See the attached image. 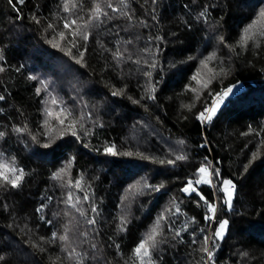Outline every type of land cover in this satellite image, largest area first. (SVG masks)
<instances>
[{"label": "trees", "instance_id": "obj_1", "mask_svg": "<svg viewBox=\"0 0 264 264\" xmlns=\"http://www.w3.org/2000/svg\"><path fill=\"white\" fill-rule=\"evenodd\" d=\"M116 2L113 0V3ZM59 3L60 0H25L23 6H18L22 12V18L18 20L8 0H0V51L6 57V62H0L5 67V71L0 73V95L6 97L0 101V109H3L0 112V130H5L7 125L10 131L13 123L20 125L25 120L33 131L36 130L40 98L34 93V82L26 79L29 72L51 77L62 87L60 95L69 102L77 94L83 95L87 87L94 89L96 94L85 96V100L90 107L98 106L94 114L98 117V123L104 125L102 128L96 127L95 136L90 141L93 148L99 146L101 152L83 149L82 146L77 151L75 145L68 151L76 157L73 180L77 176L83 178L85 188L95 193L102 215L94 226H87L81 221L78 231H87L90 238L93 232L100 233L92 242L105 247V256L111 264H125L126 261L131 264L128 256L132 246L142 238L152 220L169 204L172 197L183 202L182 211L189 219L198 221L190 224L189 228L194 230L202 227V202L198 208L194 202L198 197L180 193L179 188L207 156L211 166L219 168L224 177L233 179L237 184L234 211L229 214L230 234L221 242L216 253V264H264V145L259 143L260 137L248 132L249 125L256 131L264 127V41L256 48L249 46L240 49L236 46L234 51L223 47L217 49V56L209 62V66L218 71L221 66L227 67L231 63V71L229 75L214 80L210 89L218 92L222 87H235L211 123L195 119V114L211 103L210 99H206L207 91L201 93V99L196 101V107L191 112L181 107L191 104L194 97L192 92L184 90V84L189 83L188 78L197 70L199 60L213 51L216 43L214 39H208L210 32L203 20L195 19L200 6L205 3L218 5L211 9L209 21L214 23L224 16L222 31L228 37V43L235 44L238 29L245 22L249 11L244 6L245 0H157L155 7L159 23L152 21L149 15L153 7L150 0L147 3L146 0H127L135 17L147 19L149 23L146 29L137 26L130 27L128 32L121 31L124 39L133 40V46L121 45L122 50L129 48V53L125 55L131 54V59L125 58L117 66L111 59V53H105L101 47L103 44L115 50L112 33L117 29L111 27L113 22H109L101 26L99 31H92L87 45L86 69L63 57L62 53L52 49L42 39L46 24L49 21L58 23L54 14ZM84 3L87 10L91 0H84ZM33 12L41 18V25L30 22L29 17ZM114 22L120 29L128 27L123 18ZM187 23L193 25L191 31ZM173 32L176 33L175 37L171 36ZM137 35L142 37L140 41L135 40ZM149 35L163 37L162 42H153L152 50L155 51V44L160 43L162 51L159 60L164 73L162 79L154 73L155 79L161 83L157 85L156 101H145L150 109L145 112L139 105L132 104L128 97L139 99L143 95L145 78L140 75L139 69L143 67L145 54L139 52V48L148 46ZM189 56L198 58L188 60ZM138 58L141 63H134ZM21 64L24 67L19 72L15 71ZM170 64L175 67H170ZM202 74L203 78H207L206 70H202ZM78 81L85 83L81 86ZM191 85L196 87L194 81ZM120 88H124V94L112 97L111 91ZM20 111L24 112V116L20 115ZM185 116L187 119H184ZM178 139L185 140L184 153L189 159L178 162L174 168L136 158L109 157L102 152L103 144L112 142L120 150L130 146L133 149L140 147L146 153L163 156L169 144L175 146ZM205 140L207 144L200 147ZM34 149L44 151L31 145L27 136L11 134L0 140V151H4L6 156H15L26 171L21 188L0 189V254L5 256L0 264H53L54 257L65 255L59 251L58 240L55 244L40 240L41 236L50 237L52 231L62 232L61 226L69 219L63 216V212L71 209L57 203L67 189H61L59 183L51 179V172L62 161L55 155H33ZM257 149L261 156L241 176L251 153ZM146 173L151 183L163 181L165 187L159 193L136 195L129 209L132 214L126 232H117L112 221L121 214L116 207L121 203L120 196L129 183ZM199 187L206 196L212 195L210 186ZM73 192L75 194V189ZM49 195L53 200L43 213H36L35 209ZM124 203L128 204V201ZM53 212H59L60 215L54 217ZM41 214L46 216L45 221L39 219ZM47 220H53L54 223L49 225ZM183 221L184 216H181L180 222ZM9 224L19 227L9 228ZM109 236L121 245L119 254L113 241L108 240ZM32 242L44 247L45 251L41 253L33 249ZM198 247V244L191 245V237L184 233L183 243L169 238L155 255L158 264H198L200 254L194 252ZM87 248V244H82L77 251ZM240 251L248 252L249 257H240ZM56 264L60 262L56 261ZM65 264L74 262L65 261ZM85 264L94 262L89 257Z\"/></svg>", "mask_w": 264, "mask_h": 264}, {"label": "snow or ice", "instance_id": "obj_2", "mask_svg": "<svg viewBox=\"0 0 264 264\" xmlns=\"http://www.w3.org/2000/svg\"><path fill=\"white\" fill-rule=\"evenodd\" d=\"M147 2L148 0H146ZM150 3L153 6L151 13H149L151 20L159 23L155 7L157 0H150ZM8 4L17 13L16 19H21L22 12L18 6H23L25 0H8ZM244 6L249 11L245 17V22L238 29L235 44H229L228 37L222 31L224 16H220L214 23L209 21V17L212 15L211 9L217 8L218 5L205 3L200 6V10L196 14V21L203 20L210 32L208 39H214L216 43L213 45V51L199 60L197 70L188 78L189 83L184 84V90L192 92L194 97L191 104L181 105V107L191 112L196 107V101L201 99V93L207 91L206 99H210L211 103L206 104L195 114V119L202 123H211L214 117H217L218 111L225 102V98L229 97L235 87L234 85L222 87L218 92H212L210 89V85L214 80L221 76L229 75L231 71V63L227 67L221 66L218 71L209 66V62L213 61L217 56V49L223 47L234 51L236 46H239L240 49H246L249 46L256 48L259 47L261 41H264V0H245ZM141 7H144V5ZM145 12L147 13L146 8ZM54 18L58 23L54 24L49 21L44 28L42 39L52 49L62 53L63 57H67L75 65L85 69L88 67L86 60L87 45L94 29L99 31L101 26L113 22L111 27L117 29V31L112 33L115 37V50L110 47H104L103 44L101 47L105 53H111V59L119 66L125 58L131 59V54H128L127 57L125 55L129 53V48H123L122 50L121 45L133 46V40L124 39L121 31L128 32L130 27L134 28L137 26L140 29L149 28L147 19H138L130 11L127 0H117L116 3H113V0H91V5L87 10L85 9L84 0H60ZM118 18L125 19L128 27L120 29L119 25L114 22ZM29 19L30 22L36 25L42 24L39 15L34 12L30 14ZM186 26L189 31L193 28L191 23H187ZM171 36L175 37L176 33H171ZM141 38L140 35H137L135 40L140 41ZM162 41L163 37L160 35H149L147 37L148 46L139 48V52L145 54L143 67L139 69L140 75L145 78L143 95L139 99H134L131 96L128 99L132 104L142 107L145 112L150 110L145 101H156L157 85L161 83L160 80L155 79L154 73L160 75L161 79L163 78L164 67L159 60V53L162 51L160 43L155 44V51L152 50L153 42ZM197 58L189 56L188 60ZM0 62H6V57L2 51H0ZM134 63L140 64L141 59H136ZM181 63H184V61H181ZM23 67L24 65L21 64L15 71L19 72ZM170 67H175V65L170 64ZM202 70H206L207 78H203ZM4 71V64L0 63V73ZM26 79L34 82V93L36 97L40 98L39 119L36 130H32L27 120L20 125L13 123L10 131L5 125V130H0V140L11 134L27 136L31 145L44 150L36 151L34 149L33 155L39 157L58 156L62 163L51 172V179L57 181L61 189H67L66 194L62 193L63 198L58 199L57 203L65 205L66 209H71V211L65 210L63 212L64 217H69L61 226L63 231L60 233L52 231L50 237L41 236L40 240L50 244H55L57 240L60 242L59 251L65 255L54 257L53 264H56V261H59L60 264H65V261L74 262V264H85L89 257L94 264H111L105 256V247L92 242L100 233L93 232L90 238L87 231H78L81 221L87 226L96 225L98 218L102 215V210L96 202L95 193L89 192L88 188H85L83 178L77 176L73 180V163L76 157L72 152L68 151L69 148L75 145L77 146V151L82 146L83 149L95 151L96 153L101 152V148L99 146L93 148L90 141L95 136L96 127L102 128L104 125L102 122L98 123V117L94 114L98 111V106L92 105L90 107L85 100V96L95 95L96 93L89 86L83 95L77 94L69 102L60 95L62 87L51 77L29 72ZM193 81L196 87L191 85ZM78 83L83 86L85 82L78 81ZM77 91L79 92V90ZM110 94L112 97L121 96L124 94V88L113 90ZM5 99L4 95H0V101ZM0 112H3V109H0ZM20 115L24 116V112L20 111ZM184 119H187V117L185 116ZM157 120H159L158 117ZM137 123L140 122L137 121ZM248 132L260 137L259 143L264 145V127L260 131H256L249 125ZM247 134L241 133V135ZM165 143H168V141L165 140ZM129 144L131 145V142ZM206 144L207 141L205 140L199 146L204 147ZM184 145L185 140L178 139L175 142V146L169 144L165 154L160 156L146 153L140 147L133 149L130 146L120 150L115 143L105 142L102 152L109 157L136 158L174 168L178 162H186L189 159L188 155L184 153ZM25 146H28L27 142ZM247 146L245 145V147ZM260 156L261 152L259 149L253 151L251 158L244 165V171L240 175L244 176L248 172L249 166ZM25 179V168L19 164L17 158L15 156H6L4 151H0V189H19ZM93 179L96 178L94 177ZM201 185H208L213 189L210 197L203 193L199 187ZM88 187L90 188L91 184ZM164 187L163 181L158 184L151 183L147 173L129 183L124 189V194L120 196L121 203L116 206L120 209L121 214L118 217H114L112 221V223H115L117 232H126L129 216L132 214L129 209L131 204L134 203L136 195H145L146 192L159 193ZM73 189H75V194ZM179 192L188 196L195 194L198 200L194 202L198 208L201 207L202 202L204 209L203 226L194 230L190 229L189 225L196 224L198 221L195 218L189 219L187 214L182 211L183 202L172 197L169 204L152 220L142 238H139L132 246L128 256L131 264H158L155 253L160 249V246L167 243L169 238L171 241L183 243L184 233L191 237V245H199L198 248L194 249V252H199L200 254L198 264H216V253L220 248L221 242L230 234L231 222L229 214L234 211L237 184L233 179L224 177L219 168L211 166V162L205 156L204 160L195 168V171L186 178V182L179 188ZM52 200L53 197L51 195L45 197L44 201L35 209L36 213H43L48 203ZM125 201H128V204H125ZM102 202L101 199L100 203ZM5 210L7 211V205H5ZM89 212L91 213L90 216ZM52 215L58 217L60 213L53 212ZM181 216H184L183 222H180ZM39 219L45 221L46 216L41 214ZM47 223L52 225L54 221L47 220ZM8 227H19V225L9 224ZM108 240L113 241V237L109 236ZM113 243L117 254H119L121 245L115 243V241ZM82 244H87L88 248L77 251ZM111 246L108 245L107 247ZM31 247L38 249L41 253L45 251L44 247L35 242L31 243ZM238 254L240 257H249V253L246 251H240ZM160 259L162 260L163 257L161 256ZM4 260L5 256L0 254V261ZM125 264H128V261ZM236 264H241V262H236Z\"/></svg>", "mask_w": 264, "mask_h": 264}, {"label": "rangeland", "instance_id": "obj_3", "mask_svg": "<svg viewBox=\"0 0 264 264\" xmlns=\"http://www.w3.org/2000/svg\"><path fill=\"white\" fill-rule=\"evenodd\" d=\"M226 99V98H225Z\"/></svg>", "mask_w": 264, "mask_h": 264}]
</instances>
